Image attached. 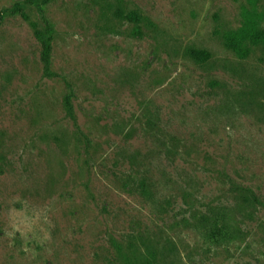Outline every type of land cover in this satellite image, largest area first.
<instances>
[{"label":"rangeland","instance_id":"374dc122","mask_svg":"<svg viewBox=\"0 0 264 264\" xmlns=\"http://www.w3.org/2000/svg\"><path fill=\"white\" fill-rule=\"evenodd\" d=\"M248 23L264 0H0V264H264Z\"/></svg>","mask_w":264,"mask_h":264},{"label":"trees","instance_id":"16d2710c","mask_svg":"<svg viewBox=\"0 0 264 264\" xmlns=\"http://www.w3.org/2000/svg\"><path fill=\"white\" fill-rule=\"evenodd\" d=\"M48 2V0H44ZM123 12L119 10L121 15ZM225 47L232 50L238 57L247 58L252 47L259 49L264 55V28L258 27L257 24H246L237 32L225 34L223 36ZM198 59H204V56H197ZM42 60L45 65L49 64V57L44 56Z\"/></svg>","mask_w":264,"mask_h":264}]
</instances>
